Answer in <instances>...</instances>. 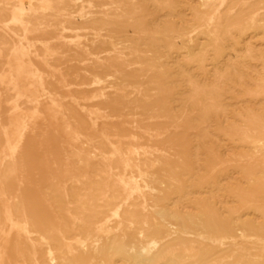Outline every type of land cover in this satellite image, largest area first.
<instances>
[{"label":"rangeland","instance_id":"374dc122","mask_svg":"<svg viewBox=\"0 0 264 264\" xmlns=\"http://www.w3.org/2000/svg\"><path fill=\"white\" fill-rule=\"evenodd\" d=\"M48 1L0 0V264H264V0Z\"/></svg>","mask_w":264,"mask_h":264},{"label":"bare ground","instance_id":"6f19581e","mask_svg":"<svg viewBox=\"0 0 264 264\" xmlns=\"http://www.w3.org/2000/svg\"><path fill=\"white\" fill-rule=\"evenodd\" d=\"M20 1V0H19ZM35 1H37L38 3H39V5H40V8H41V10H47V9H49V7H50V3H49V1L48 0H35ZM21 2H22V7L18 10V14H20L22 17L25 15V13H24V11H25V9H27L26 7H25V5L28 3V4H30L29 5V11H31L32 13H34V14H36V12H37V10H35L33 7H34V5H33V0H21ZM21 6V5H20ZM48 12V11H47ZM39 13V12H38ZM37 13V14H38ZM60 14H62V13H60ZM59 14V15H60ZM84 17V16H83ZM82 17V18H83ZM105 17V16H104ZM110 17V16H109ZM110 19H112V18H110ZM82 20V19H81ZM87 20V19H86ZM85 20V21H86ZM90 20V19H89ZM93 22V21H92ZM20 23V22H19ZM21 24V23H20ZM98 24V23H97ZM74 30V29H73ZM24 34H25V32H24ZM25 36V35H24ZM87 42V41H86ZM109 44V43H108ZM120 44V43H119ZM119 44H117V46L119 45ZM115 45V44H114ZM123 45V44H122ZM120 47V46H119ZM118 47V48H119ZM117 48V47H116ZM17 52L18 51H16L15 52V56L17 55ZM17 57V56H16ZM18 63H20V62H18ZM30 69V68H29ZM105 72V71H104ZM107 73V72H106ZM113 74V73H112ZM119 75V74H118ZM97 76V75H96ZM105 77V76H104ZM105 81V80H104ZM101 82V81H100ZM106 82V81H105ZM104 82V83H105ZM103 83V84H104ZM107 83V82H106ZM113 83V82H112ZM113 85V84H112ZM111 87H113V86H111ZM119 88H121V87H119ZM117 92V91H116ZM122 92V91H121ZM123 96V95H122ZM124 97H125V95H124ZM123 97V98H124ZM88 101V100H87ZM86 101V102H87ZM17 109V108H16ZM17 114V113H16ZM24 130V129H23ZM21 135H23V134H21ZM21 135H20V137H21ZM264 142V141H263ZM257 145V144H256ZM259 146V149L260 150H264V143H260V144H258ZM113 157V156H112ZM158 163V162H157ZM140 173V172H139ZM134 179V178H133ZM155 180V179H154ZM121 183H122V185L126 188V189H128V191L129 192H140L141 191V186L138 184V182L137 181H135V180H131L130 181V183H127V182H124V181H121ZM147 187V186H146ZM142 194V193H141ZM103 198H104V196H103ZM17 201V200H16ZM23 206V205H22ZM24 208V207H23ZM88 208V207H87ZM16 210V209H15ZM25 211V210H24ZM155 214L156 215H158V217H160L161 219H164V215L162 214V212L160 211V210H155ZM24 218V220L22 221V222H20V223H18V227L20 228V230L25 234V235H27V236H29L32 232H31V219L30 218H27V217H23ZM99 228H100V230H102L103 228H104V226L103 225H100L99 226ZM112 232V231H111ZM144 234V233H143ZM29 238H31V237H29ZM140 238L143 240V238H144V236L142 235V233L140 234ZM31 240V239H30ZM42 241V240H41ZM173 242H174V240H173ZM152 245H154V243H152ZM98 246V245H97ZM83 247H84V245H83ZM99 252H101V251H103V250H106L107 252H110V253H112L113 255H115V254H122V253H126L127 252V250H126V246L122 243V242H120V241H118V240H116V236H114V237H112V238H110L109 239V241H108V243L105 245V246H103V247H98V249H97ZM243 260H244V258L243 257H239V258H237V261L235 262V264H244L243 263ZM149 261V260H148ZM34 263L35 264H39L38 263V261L36 260V259H34Z\"/></svg>","mask_w":264,"mask_h":264}]
</instances>
